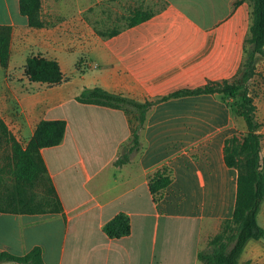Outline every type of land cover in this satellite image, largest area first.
Returning <instances> with one entry per match:
<instances>
[{"label":"crops","instance_id":"1","mask_svg":"<svg viewBox=\"0 0 264 264\" xmlns=\"http://www.w3.org/2000/svg\"><path fill=\"white\" fill-rule=\"evenodd\" d=\"M162 1L149 19L102 38L83 19L79 0L67 13L42 0V28L29 25L20 0H0V27L12 29L0 105L18 107L7 120L10 133L25 147L40 121H66L63 141L40 151L63 212L0 213V251L23 255L40 246L45 264H204L198 253L232 218L237 193L238 172L224 161L225 140L236 134L209 107L193 108L219 94L155 104L139 133L140 150L122 166L115 162L131 142L134 110L76 100L99 87L156 101L236 76L249 37L248 1L210 0L211 11L201 0ZM195 12L209 17L190 16ZM34 55L56 60L65 80L30 81L25 65ZM82 57L86 70L78 66ZM164 165L174 179L155 202L149 180ZM120 213L130 217L131 233L111 238L104 226Z\"/></svg>","mask_w":264,"mask_h":264},{"label":"trees","instance_id":"2","mask_svg":"<svg viewBox=\"0 0 264 264\" xmlns=\"http://www.w3.org/2000/svg\"><path fill=\"white\" fill-rule=\"evenodd\" d=\"M251 24L246 40L245 57L239 72L232 80L208 82L194 89L171 93L156 101L138 102L131 98L110 93L102 88H86L76 100L83 104H96L111 108H131L135 112L132 138L115 164L128 163L131 156L140 150V130L147 112L158 102L183 96L224 95L237 97L234 105L236 114L243 118L247 133L233 135L225 140L224 161L226 166L238 172L237 193L232 218L222 222L220 231L209 239L198 259L204 264H239L241 255L249 241H264V227L259 222V213L264 203V154L261 151V127L257 118V106L249 91V83L258 74V62L264 60V0H249ZM42 0H20V11L34 28L45 26L41 18ZM150 10L133 11L128 26H134L149 19ZM116 33L114 31L112 34ZM12 29L0 27V67H6L10 57ZM25 75L32 82L58 85L65 80L56 60L42 55L30 56L25 65ZM65 120H42L34 135L24 147L7 132L0 120V140L10 146L8 162L0 166V213L51 214L63 212V206L41 156V149L59 145L65 136ZM172 169L164 165L154 172L149 180V190L155 202L173 182ZM43 191H38V189ZM104 232L111 238H122L131 233L130 217L124 213L115 216L104 226ZM45 264L43 248L35 246L28 253L16 255L8 250L0 251V264Z\"/></svg>","mask_w":264,"mask_h":264},{"label":"rangeland","instance_id":"3","mask_svg":"<svg viewBox=\"0 0 264 264\" xmlns=\"http://www.w3.org/2000/svg\"><path fill=\"white\" fill-rule=\"evenodd\" d=\"M77 0H46V2L51 5L54 4L53 8H56L59 12L67 13L72 9L76 8ZM250 4L249 0H247ZM79 7L82 11L83 19L86 22H90L94 26L97 34L102 38H107L112 35L114 31L117 34L123 28L127 27L130 17L134 10L144 9L149 10L150 8L160 7L163 4L162 0H79ZM201 4L207 7L211 11V1L201 0ZM50 5V7H52ZM209 11V12H210ZM251 12L252 8L250 5V24H251ZM211 13V12H210ZM190 16L194 18L209 17L206 14L201 13H190ZM88 59L82 57L78 62L80 69L86 70L88 68ZM258 74L249 83V91L254 96L255 104L257 106V118L262 124L261 134V151L264 154V60L261 59L258 62ZM241 95V93H240ZM240 95L237 97H229L224 95H215L214 101L204 102V103H194L193 108L200 109L201 107H209L215 113L224 117L225 121L230 123V127L234 134L238 136H244L247 133L246 124L240 116L236 114L235 104L239 101ZM1 106L0 105V120L3 122L10 133L9 123L7 120L15 113H18L17 106ZM127 111L134 115L131 108H127ZM201 122L193 121L192 126L194 128L199 127ZM14 136L12 133H10ZM15 137V136H14ZM7 139V138H6ZM6 139L0 140V166L8 162V157L11 155L10 146L5 142ZM16 139V137H15ZM17 140V139H16ZM22 144V143H21ZM38 191H43L41 188ZM264 204V203H263ZM264 209V207H263ZM261 225L264 226V210L261 212L259 219ZM241 259L243 262L241 264H248L247 260L256 259L258 264L264 263V241H251L246 245Z\"/></svg>","mask_w":264,"mask_h":264}]
</instances>
